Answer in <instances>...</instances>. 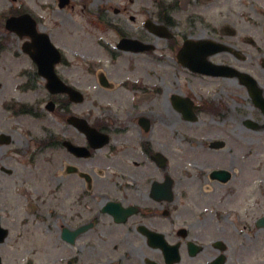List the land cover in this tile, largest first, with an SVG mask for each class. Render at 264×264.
<instances>
[{
  "label": "flooded vegetation",
  "instance_id": "af4514ba",
  "mask_svg": "<svg viewBox=\"0 0 264 264\" xmlns=\"http://www.w3.org/2000/svg\"><path fill=\"white\" fill-rule=\"evenodd\" d=\"M146 1L9 0L0 10V67L7 73L0 70V114L4 110L7 120L38 116L34 110L43 105L42 119L57 122L39 130L23 126L20 135L16 127H0V264H253L260 242L264 262V241H258L264 209L254 210L257 196L250 192L240 207L207 205L221 196L207 187L224 186L232 174L204 165L203 198L196 197L188 171H177L174 150L165 154L153 139L151 92L123 81L120 93L119 85L98 75L99 89L120 95L99 113L85 112L80 107L87 95L68 74L79 39L73 15L82 10L95 30L114 34L109 41L118 53L152 54L165 42L193 76L232 80L258 117L246 127L264 131V0H236L233 29L215 25L210 37L203 11L212 0ZM181 59L195 67L226 66L232 76L192 71ZM8 63L20 73L10 76ZM40 64L46 68L40 71ZM33 94L41 96L29 100ZM169 98L171 112L183 113L177 95ZM214 143L209 147L219 149ZM50 148L57 155L43 156ZM263 198L264 189L259 204Z\"/></svg>",
  "mask_w": 264,
  "mask_h": 264
},
{
  "label": "rangeland",
  "instance_id": "374dc122",
  "mask_svg": "<svg viewBox=\"0 0 264 264\" xmlns=\"http://www.w3.org/2000/svg\"><path fill=\"white\" fill-rule=\"evenodd\" d=\"M144 3H147L145 0ZM9 6V0H0V10ZM206 8L203 13L207 16L208 28L205 32L212 36L211 28L223 23L234 27L237 16L232 14V8L238 6L236 0H212L205 3ZM75 19L76 32L78 33L76 42V52L72 53L74 65L68 74L76 78L81 84V91L87 95L86 101L81 105V111L100 112L106 107L107 100L117 99L122 93L121 86L126 82L135 81L141 83L144 88L154 96L155 126L152 132L153 139L158 141L161 151L165 154L174 150L177 162V171L187 170L192 184L190 191L196 197H202L199 176L206 172L207 168H225L232 174L230 182L218 187L211 185L207 188L218 190L214 194H219L220 201H204L207 203L222 202L224 208L241 206L244 199L250 192L257 196L258 206L254 210L257 215L264 209V204H259V197L264 189V131L250 130L245 123L257 119L253 116L246 104V97L239 94L232 80L203 79L193 76L185 68L181 67L171 49L162 42L156 52L150 54H124L113 49L114 40L112 32L101 33L95 30L89 17L82 10H77L73 15ZM216 27V26H215ZM177 35L183 33V28L176 29ZM105 36V38H101ZM3 38V36H0ZM101 40L104 44L100 45ZM14 53V46L10 48V53H6V59ZM229 57L230 60L232 57ZM223 56L218 60H222ZM13 59V58H11ZM10 59V60H11ZM12 61V60H11ZM9 75L16 76L22 68L14 63H8ZM0 67L3 75H7ZM105 75L111 79L115 85H119L120 93L111 95L99 89L96 77ZM158 90L159 95L156 94ZM10 91V90H7ZM4 92V91H3ZM2 92V93H3ZM15 93V91H14ZM129 96L131 92H128ZM150 94V93H149ZM176 94L182 99H190L199 107L196 110V121H186L178 112H172V116L167 115L169 106V96ZM40 94L29 96L28 99L40 97ZM5 95H0V100ZM43 105L38 106L34 111L38 116H20L7 120V113L1 110V125L3 129L7 126L16 127V135L22 134L23 126L33 130H39L43 124H56L53 116L45 118ZM223 142L224 146L219 149H211L209 142ZM168 154V153H167ZM56 156V151L52 148L46 150L43 156ZM171 156V154H169ZM198 165V167L196 166ZM206 169L203 170V166ZM201 166V167H199ZM249 186L248 190L246 189ZM210 193V192H208ZM209 198L212 196H210ZM217 198V196H213ZM264 199V198H263ZM204 203V205H206ZM208 205V204H207ZM210 205V204H209ZM237 207V208H239ZM258 241H264V234L260 232ZM261 243V242H260ZM253 246V264H264L261 259V249L263 243ZM19 245V244H18ZM19 251L24 250L20 244Z\"/></svg>",
  "mask_w": 264,
  "mask_h": 264
},
{
  "label": "water",
  "instance_id": "95a60500",
  "mask_svg": "<svg viewBox=\"0 0 264 264\" xmlns=\"http://www.w3.org/2000/svg\"><path fill=\"white\" fill-rule=\"evenodd\" d=\"M189 47L186 46V49H188ZM211 52V51H210ZM211 54V53H209ZM182 62L184 63V65L188 66V68H190L192 71H197L199 70V72H203L205 74H210V75H220V76H232V74L230 72L225 71V68L220 67V66H213L212 64H205L201 67H195V65L192 64H188L186 60L181 59ZM44 68H46L45 65L40 64L39 69L40 71L43 70ZM82 97L80 98V101H82ZM189 104V103H188ZM177 105L178 107L182 110V112L185 114V116L190 119V118H194L190 112H188V110L186 109V103H184L183 105L178 101L177 99ZM192 106V104H190ZM224 146L223 142H217L213 144L214 148H221ZM226 172H217V175L221 178H223V175H225Z\"/></svg>",
  "mask_w": 264,
  "mask_h": 264
},
{
  "label": "bare ground",
  "instance_id": "6f19581e",
  "mask_svg": "<svg viewBox=\"0 0 264 264\" xmlns=\"http://www.w3.org/2000/svg\"><path fill=\"white\" fill-rule=\"evenodd\" d=\"M177 112H178V114H180L181 116H184L183 113H181L180 111H177ZM167 115H168V117H169V116H172V112H171L170 109H168V111H167Z\"/></svg>",
  "mask_w": 264,
  "mask_h": 264
}]
</instances>
